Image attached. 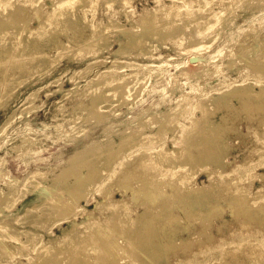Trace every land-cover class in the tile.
<instances>
[{"label": "rangeland", "instance_id": "1", "mask_svg": "<svg viewBox=\"0 0 264 264\" xmlns=\"http://www.w3.org/2000/svg\"><path fill=\"white\" fill-rule=\"evenodd\" d=\"M2 1H6V0H0L1 4ZM11 1H13L15 4L13 6H10L9 9L3 12L4 14L7 12H17L16 15L27 14L29 18L31 17L30 26H36L38 24V19L36 15L31 12L29 3L24 4V0H11ZM90 1L93 0H87L84 4V7L86 9L87 17L90 18L91 20L90 21L91 24L93 23L95 24L103 23V25L108 24V18L110 17L119 24L128 27L129 29H137L139 27L136 25L132 26L130 24V21H128L125 16L126 13L131 11V8L135 12L140 13L145 8L154 7L155 5L158 4V2L164 4H171L173 2H183V0H97L96 3L92 6L90 5ZM218 1L221 0H204L202 5H200V3H196V4L194 3L193 5L191 2H188L184 4V8H182L180 11L184 15H188L189 11H193L194 15L202 16V13H204L203 11L204 10L203 6H204L205 8H214L216 12H219L220 9H222L223 5H217ZM251 1H246V2L244 0L239 1L238 4L242 9L239 7L235 9L236 11L234 10L233 13L235 14V17L233 16L234 15L233 13L230 14V16H232V18L230 17L231 18V20H229L230 22L228 21L226 22V24H224L221 31V36L216 40V42L215 41L213 42L211 48L208 50L206 49L207 48L206 44L211 41L213 36H211V38L210 37L206 38L205 40L201 41V43L193 44L191 46L184 42L185 35L191 36L192 30L194 29L193 27L194 24L192 23L184 26L185 35H179V37H177L174 40L172 39L170 40L167 38L169 37V35H167L168 33L165 34V36L163 37L159 36L157 38L156 37L150 38L151 45H153V47L156 48V50L154 51V53H152V55L154 56L158 55V57L154 60L166 61L168 62V65L170 64L169 65L170 67L164 66L158 69L157 68L154 69L151 72V79L146 89L141 91L140 94L138 93V95L134 93L135 96L131 95L127 99L122 100L121 104L119 105H115V103L111 101L112 99H114V95H109L110 97L107 98L108 100L110 98L111 99L109 101L107 100L106 102L108 103H104L101 107L104 117L106 115L107 117L105 118V120H103L104 117L101 118L100 120L101 122L98 120L97 122L96 119L95 120L93 119V121L90 120V122L87 120H85L87 122H85L84 120L81 121V118L83 119L84 117L87 116L86 111L79 110L77 106H79L80 103H81L80 105L84 107L90 104V102L92 101L91 99L92 97L90 98L91 95L89 93L81 94L77 91H72L73 93L70 92L69 93L70 96L69 94L67 95L68 97L64 96V94H65V90L74 87L76 84L79 90L83 89V87L85 86L97 88L95 83L92 81V79L95 76V74L98 72V70L104 69V67L108 65V63L95 65L93 67L94 69L92 68L89 73L77 74L76 76H74L72 80L70 76L73 74L75 70L83 67L86 63V60L91 59V56L92 55L94 56L95 50L98 49L99 46L101 47V45L98 44V42H94V40L97 37H102L104 35H107L108 36L107 40H109L108 43L111 44V49L119 47V44L117 42L119 39H124V35L121 34L120 32L118 33L114 27L108 29L107 28L105 29V27L101 28L99 30L100 34H98L99 32L97 34H94L91 32L89 27H86L83 31L84 39H82V37L80 38L78 36H73L72 32L70 31L69 32L71 36V40L69 43L70 47L66 50H58L57 49L58 46L54 44V46L53 45L50 47L43 46V48H38L32 52L19 54L16 56L13 55V53L12 54L10 53L7 57L3 58L9 60H4V62L3 61L1 62L2 64L0 63V131L2 126L5 124V122L10 117H12V119L5 126V128L2 129L3 132L2 131L0 132V172L2 174L5 173L4 176L0 173V190L7 191L8 185L12 184L10 180H12L13 183L16 180H18L17 184L24 185V187L28 191V194L26 195L29 194L30 195L26 199H24L26 197L25 196L23 198L24 200L23 199H22L23 201L21 200L22 202L21 201L18 202L19 204L17 203L15 207L13 206L9 211L7 209L4 210L5 215L4 214L0 215V219L3 218L13 226L14 229L13 232H16L14 234L18 237V239L16 240L6 241V250H5L6 253L3 252L4 255L0 259V264H25L27 262V256L29 255L31 256L36 253L33 247L24 243V241H26V235H25L26 230L36 231L38 233V235H36L37 236L36 240L39 244L41 242L48 243V241L51 238H53L54 235L58 236L62 234V229L67 228L69 226L68 220L66 218H64L62 221L50 218L44 222L45 224L44 223L42 224L39 217H41L42 213L45 211L46 209L45 206H41L37 209L31 210L29 213H26L25 209L33 205L34 203L36 204L41 203V200L44 199V196L39 197L38 193L40 192V189L43 187L44 188L48 187V190L49 188L50 190H52L51 195H49L48 197V199L50 200L58 201L60 198L64 196L68 197L67 193L61 190V181H59L60 183L58 182L57 184L54 185H49V184L51 178L59 174L62 169L69 167L72 164L70 163L69 165V159L71 158L72 154L76 151L78 152V154L81 153L82 156L83 155L82 153H84L85 150V154L83 155V157L89 156L86 157L87 158L86 161L88 162L94 159L95 153L97 152L96 154H98V151L96 150H98L100 145L105 146V142L107 141V139H113V141L117 143L119 141V136L121 135L120 134L121 131L128 130L129 132L131 129L136 127L138 125L137 119L139 117L147 120L146 121L147 125L145 127L144 133L147 134L148 140L146 139V143L143 144L144 145L143 147L140 146L138 148H134L132 150L123 152V154L115 162V164L112 165V167L115 169L117 168L119 170L120 168L119 162L121 161V159L126 156H129L133 152H135V155H132V158L135 161L140 159V156H146V153L148 152H143V151L142 153L141 151L137 152V150L141 149V147L147 148L152 151L158 150L162 146V144L164 148L170 150H173L174 148L177 147L180 148L182 147L185 150L183 155H187V153H190L197 156V149L194 148L193 145L194 143H202L204 138H207V136L208 137L211 136L209 130L206 129L208 127V124H216L221 122V118H219L221 116L223 117H232L233 115L237 116L236 119H230L227 122L228 123L227 125L231 127V128L228 127L230 131H222L221 129H219L217 131L219 137L210 138L215 143L213 155H209L207 159H203L199 167H194L193 166L194 164H190L185 161L187 164L190 165H186L187 167L184 169V172H182L181 174H177V173L175 174L178 176L176 177L177 180L169 185L167 183H164L165 191L167 189V191L171 192V190L174 188V185L178 189L183 190L180 194H178L176 193L178 191L177 188H174L171 192V196L169 197L170 201L175 202L173 204H175L176 208L178 207L180 208L181 205L180 201H184L181 200L180 198L183 197V195L188 196L190 192V191L188 192V190H191L193 185H199V184L202 185L203 183L214 182L213 192L216 190V192L221 193V195H225V196H227L228 190L230 189L229 188L227 190L225 184L232 180H233V186L231 187V190L237 189V187L238 188L240 187L244 190H247L248 187L251 188V190H255V189L257 190L258 188H260V186L264 185V164H262L264 163L262 162L264 161V159L260 160L259 155L257 154L258 148L263 146L264 143L263 142L260 143V141H257L256 138L257 131L264 133V119L263 120L260 119V117H264V109H259V110L255 109V111L251 112V115H249V113L247 112L248 117H246V110L240 109L241 104L238 102L237 98L234 95L232 94L230 95L227 92L220 94L222 91H225L226 88L222 86L229 84V82L227 83L228 78L234 79L238 75H240V72L242 73L243 76L245 75L246 77L247 76L251 77L250 74L253 73L252 71L253 68H251L252 67L251 64L241 66V63L237 60L238 57H240L241 55V54L239 55V53L241 52L240 50L241 48L239 49L238 46L240 47V45L243 44L244 47V45L250 43L248 44V46L250 45L251 48H257V46H259V41L256 42V40L260 38L262 41L264 39L263 36L264 35V0H261L260 2H254L253 0ZM39 2H41L42 5H44L43 10L44 9L48 10L52 7L51 4L52 0L51 1L39 0ZM14 7L15 8L18 7V8H16L15 10ZM18 9L19 11L22 9L23 10L22 12L21 11L19 12L17 11ZM80 11H82V9H80L78 5H74L73 13H77ZM169 21L170 20H168L167 22ZM251 26H254V28L257 27L256 29L258 33L254 32L253 35V31L249 28ZM59 27L60 29H62L61 25L55 26L54 24L55 29ZM218 27L219 26L217 25L214 27V29H217ZM11 28L12 27L8 28V32L15 34L14 28L12 29ZM51 28H53V26ZM243 30H247V31L246 33L244 32V34L241 35L243 38L242 39L241 37L238 36V34L240 31ZM57 35L60 39V40L58 39L59 42L60 41L67 42V38L63 32L58 33ZM246 37L247 39H249L250 42L244 39ZM166 38L168 39V41L164 42ZM237 40H244L245 42L243 41L240 43ZM18 41L19 39H16L15 43L17 44ZM246 41H248V43ZM196 46L198 48H196ZM192 47L196 48L197 51L199 50L200 52L198 53L199 55L196 54L197 56L193 57L195 51L192 50L183 53L184 49L187 48L188 50L189 48ZM137 52L138 49L134 50L133 47H128V49L125 52L126 54L123 53L118 54L117 57L120 60H124V59L129 60L130 58H132L135 61H137L139 64L146 63L147 61H153L154 56L153 58H150L151 56H146L143 55L142 53H138L140 55H137ZM43 53L44 54L46 53V56H50V57H56L57 55L58 58L54 62V65L52 64L53 65L52 67L51 64H46V65L42 64V65H36L38 66L37 69L32 70L34 67L32 66L33 64L32 61L38 62V60L44 58L45 55ZM109 54L110 53L108 50H102L101 52L97 53L95 56H100L104 58L106 57L107 58L106 62H109L112 58H114L113 55L111 56ZM40 55H42V57H39ZM255 57L252 58L253 62L255 61V59H257ZM15 61L16 62L24 61V65L26 64L27 67L30 66L31 69L28 71L25 69L23 71L17 72L16 69L14 70V66H12L14 65ZM11 62L13 63L12 65ZM230 63H231L230 65L231 67H228L227 65ZM121 64L124 63L121 62ZM178 67H181L180 69H182V67L186 69L185 72L180 71ZM192 71H200V72L203 71V73L201 72V75L199 77L196 76L195 78H191L189 74ZM11 73L15 74L16 76L14 75L11 78V80L7 81L3 75H7ZM172 76H174L177 79L176 80L178 82L177 86L175 84H171L170 83L171 81L169 82L170 77ZM262 78H264V76ZM23 79H25L26 81ZM196 80L198 81L197 83ZM251 80L250 81L253 82V79ZM7 84L10 86H8ZM256 87L258 86H255V88ZM220 88H223V90L221 91ZM35 90L36 93L34 95L33 104L36 106V108L31 110L24 109L26 106H28L27 103L28 101L25 100L27 95ZM183 90L184 92L187 91L190 93L189 95L192 98V103L201 101V103L204 104V106L209 111L208 116H206L207 118H203V119L201 118L202 110L199 108L191 109L186 107V105L181 106V108L177 111V113H175L174 117H173L174 113L172 114L171 120L169 121V122L172 121L175 122V123L173 122L171 123L172 125H174L173 127L175 129L174 128L167 129L166 131H164V134L162 133L163 135L159 137L158 141L152 142L153 138L155 137L154 133L156 132V130H158L157 124L159 123V121H154V119L164 120L163 112L164 113L169 112L171 106H174L176 102V97H178ZM221 98H224V100L226 99L225 101L228 102L229 105L235 104L237 107L236 111L230 107L228 108L223 107L220 109H216L215 106L217 105V101H220ZM74 107L76 108L74 109ZM111 110L115 111L116 115L111 116L112 115ZM74 117H78V118L75 119ZM146 117H150V118L155 117V118L149 120ZM165 120L164 123L166 122L167 124L168 122L167 120L166 121ZM155 122L157 124H155ZM105 125H107L109 128L107 134L103 133V128ZM192 126H196L200 130L199 135L191 136L190 138L187 137L186 135H183L184 131L186 130L185 128L187 127L191 128ZM232 127L235 128V130H233ZM82 129L84 131L83 133L80 132V130ZM25 136L32 137L35 143L31 146H27L25 142H23L22 140L23 137ZM250 140L256 142L257 145L255 147L251 146L252 148H250L249 146L251 145V143H248V141ZM16 146H19V148L15 149L14 147ZM88 148H91L92 150L91 149L88 150ZM93 148H94V152H93ZM216 150L218 151L217 155H216ZM223 152L225 153L223 154ZM86 153L91 154L92 156L88 154L86 155ZM154 153L155 155H157L156 152ZM154 153L153 152L148 153L150 154L147 155L149 156V159H152L153 156H155ZM223 156H225V159L222 160ZM182 160L183 157H181V161ZM235 160L241 161L242 163L246 162L249 164V165L246 164L249 170L252 171L250 172L249 176L244 175L249 170L237 169L238 167H236L235 163L234 164L229 163ZM86 161L84 163H86ZM251 164L254 165L258 164V166L256 168L251 167L252 166ZM81 166H84L83 163L81 164ZM155 166L154 164H148L146 166H143L146 168L141 167L142 170L146 169V172H148V170L150 172L154 168L153 172H150L151 174L146 172L144 173L142 170L141 171L146 175L150 174L152 176L153 175L157 176L158 174H162L163 172L162 173L156 172V168H158L159 166L158 165H157L158 167ZM81 169L82 172L86 171L85 167L84 168L82 167ZM195 169H198V174L195 177H191V173H193ZM36 171H41L42 173L30 174ZM134 172L136 174L133 173L135 176L133 175L132 179L133 177H135L136 179L137 174L140 175V170ZM225 172H228V174H226ZM27 173L28 175L25 178H23ZM102 173L104 175L106 172L103 171ZM119 173L121 174L122 172L120 171ZM119 173L111 174V172H108L103 177V180L110 181V183H112L113 180L116 182L118 180V177L120 178L122 176ZM166 173L168 174V172ZM260 175H262L263 179L260 178L261 177ZM21 178L23 179L20 180ZM135 179L133 180V182L135 181ZM72 180H74V177L73 175H70L67 181L71 182ZM133 182H132V186L135 189L141 188L142 185H139L140 184L139 182L135 181L134 184L136 185H134ZM138 185L139 187H137ZM167 185L169 187H172V189L169 188ZM221 185L222 186L225 185V186H223L222 188ZM112 186L110 187L111 188L110 192H112L113 198L114 197L121 198L122 197L121 192L118 190V187L115 185L114 187ZM94 188L95 186H91L92 191ZM222 189L224 190L222 191ZM242 192L243 193L240 192V194H238L239 197L241 195L240 198H243L244 200L246 197L250 198L248 194L246 195L244 191ZM94 197L97 200H101L99 196L93 193L89 198L90 199L89 202L85 203L84 201H80L79 205H82L83 207L88 209H95L96 203ZM219 200H220L219 201L220 205H223L226 208L229 207L228 203L225 202L226 200L224 196ZM249 203L252 206L257 205L252 203L250 199H247L246 203L244 202V205L250 206ZM258 204L264 205V201ZM136 210L141 211L142 209L140 207H137ZM109 213L110 212L108 210L100 214L97 213L98 219L104 220V217L107 216ZM230 214H231L230 210L227 209L226 213H224L223 215L226 219H229L231 222L230 223L231 226L228 225V227L227 226L225 228L223 227V232L227 235V240H229L228 241L229 244L225 243L224 246H219L217 244L219 242L214 243L213 246L218 245L219 247L218 246L214 247L215 248L213 250L214 252H212L211 256H209L207 259L201 258L199 264H204L206 262L207 264H222V263L226 264L225 261H227L228 264H254L257 261L259 262V264H263L264 256L262 254L258 256H252L251 258L258 257L257 261H253L249 259L250 257L245 256V254H243L244 252H242V250H248L249 248H253L255 249V251H259L261 249L262 245L259 241H257V238L264 237L263 226L257 225L260 223H258V221H256L255 219L254 221L253 219H251L252 223H248L244 225L240 221L237 222L238 220L234 221V219L230 217L231 216ZM243 214L244 213L240 215L241 221L244 218L242 217ZM250 214L251 213H247V215ZM17 215H24V216L17 223L14 221L12 222L13 217ZM188 218L187 217L184 218L185 224L191 225L192 223V226L196 228L198 227L197 229L204 227V224H201L200 221L195 219L191 220L190 218L189 219ZM249 218L250 217H246V219ZM75 220H80V216H77ZM103 222L104 221L101 222V225L104 227L105 224H103ZM212 222H210L212 223L210 224L212 227H208L209 229L206 227L207 228L206 230H212L214 234L217 236L218 233L215 231L216 228L214 226L216 224H219L221 221L220 219H214ZM58 224L59 227H57ZM252 224L254 226H251ZM239 225H241V227L244 225L246 226V229L247 227L248 229L246 230L245 227L240 228ZM257 226L259 227L257 228ZM258 229L260 231H258ZM243 230H246L247 232ZM163 231L164 229H161L159 230V233ZM190 231L191 229L189 230V232ZM99 232H101V234L103 233L105 234L107 232V234L103 236L99 234V237L102 238L101 244L103 245V246L100 245L99 248L103 247L101 249L103 250L107 249L111 247L110 242H112V245L118 247V249L115 247L114 248L116 250H119V251L115 250V253L122 255L120 264H127L130 263V261L132 262V264H137L138 262L139 264L144 262L153 264L154 261L151 260V256L146 255V252L142 250L143 244L134 242V243H130L128 247H125L123 243V239H124L123 235L118 233L112 234V232L103 229L102 230L99 229ZM251 232L253 233V235ZM198 234H199V238H201L202 235L200 233ZM7 235H8L7 231H4V229L0 228L1 238L6 239ZM175 235H178V233H175ZM104 236L106 239L104 238ZM235 237L238 239L244 237L246 239L242 242H238V243L236 242L237 244L232 243V240H234ZM108 238H109V242H108ZM196 238L198 237L196 236ZM105 240L107 242L104 243ZM139 241L141 242V238ZM48 245L50 244H47V246ZM13 246L16 247L17 252L13 250H9V248H12ZM162 246L161 247L163 249L166 248L165 245ZM144 247H146V245ZM208 247L210 249V246ZM21 249L24 250L25 252L23 251L19 253V251H22ZM66 253L69 255L70 251ZM137 255L138 256L140 255L139 259L141 261L138 259ZM141 255H143L144 257L143 259ZM166 256H169L168 260L170 259L173 260L176 258V256H173L172 252L166 254ZM48 263L59 264L60 262L51 260L43 264H48Z\"/></svg>", "mask_w": 264, "mask_h": 264}, {"label": "bare ground", "instance_id": "2", "mask_svg": "<svg viewBox=\"0 0 264 264\" xmlns=\"http://www.w3.org/2000/svg\"><path fill=\"white\" fill-rule=\"evenodd\" d=\"M86 1L87 0H52L51 2L52 7L48 10L45 9L43 10L44 5H42L41 2H39V0H24V4L27 3L30 4L31 12L35 14L38 19V24L36 26H30L31 17L29 18L27 14L16 15L17 12H7L5 14L3 13L7 9H9L10 6H13L15 4L13 1L11 0L2 1V4L0 2V63L2 61L4 62V60H9L3 58L7 57L10 53L11 54L13 53V55L16 56L19 54L32 52L38 48H43V46L50 47L52 45L54 46L55 44L56 46H58L57 48L58 50H66L70 47L69 45L71 40V36L69 34L70 31L72 32L73 36H78L80 38L82 37V39H84L83 31L86 27H89L91 32L94 34H97L98 32H99L98 34H100L99 30L101 28L105 27V29L106 28L108 29L114 27L118 33L120 32L121 34L124 35V39H119V40L117 39L118 40L117 43L119 44V47L111 49V44L108 43L109 40H107L108 39L107 35H104L102 37H97L94 40V42H98V44H100L101 47L99 46L98 49L95 50L94 56L92 55L91 59H87L83 67L75 70L73 74L70 76L72 80L74 76H76L77 74L89 73L95 65L108 63V65H106L104 69L98 70V72L95 74V76L92 79V81L95 83L97 88L85 86L83 87V89L79 90L77 88L78 87L77 84L75 83L76 85L74 87L65 90L64 96H67L72 91H77L81 94L89 93L91 95L90 98L92 97L91 98L92 101L88 106L87 105L86 107L81 106L80 105L81 103L79 104V106H77L79 110L86 111L87 116L84 117L83 119L81 118V121L87 120L89 122L90 120L93 121V119L94 120L96 119V121L97 120L100 121L101 118L104 117L101 107L104 103H108L106 101L108 100L107 97H110L109 95H114V99H112L111 101L114 102L115 105H119L121 104L122 100L127 99L131 95L135 96L134 93L138 95V93L140 94L141 91L146 89L151 79V72L154 69L156 68L158 69L164 66L170 67L169 66L170 64L168 65V62L166 61L154 60L158 57V55L157 56L152 55V53H154L156 48H154L153 45H151L150 38H155V37L157 38L159 36L163 37L165 36V34L168 33L167 35H169V37L167 38L170 40L171 39L174 40L177 37H179V35H185L184 26L192 23L194 24L193 25L194 29L192 30L191 36L185 35L184 42L191 46L193 44L201 43V41L205 40L206 38L208 37L211 38V36H213L211 41L206 44L207 47L206 49L208 50L211 48L213 42L214 41L216 42V40L221 36V31L224 24H226V22L231 20L232 16H230V14H232L235 9L240 7L238 4L240 0H228V1L221 0L218 1L217 3V5H223L222 9H220L219 12H216L214 8H205L203 6L204 13H202V16H197L194 15L193 11H189L188 15H184L183 13H181L180 10L184 8L185 3L191 2L193 5L194 3L195 4L200 3V5H202L204 0H183V2H173L171 4H164L158 2V4L155 5L154 7L145 8L140 13L135 12L131 8V11L126 13L125 16L127 20L130 21V24L132 26L136 25L139 27L137 29H129L128 27H125L122 24H119L115 20L111 19L110 17L108 18V24L105 25H103V23L91 24L90 22L91 20L90 18L87 17L86 9L84 7ZM96 1L97 0L90 1V5L93 6L96 3ZM244 1L246 2L251 0H244ZM253 1L260 2L261 0H253ZM74 5H78L80 9H82V11L73 13ZM22 10L20 11L22 12ZM17 11H19V9ZM233 16L235 17V14ZM166 20L167 21L170 20V21L167 22ZM54 24L55 26L61 25L62 29H60V27L55 29ZM217 25L219 27L217 29H214V27ZM52 26L53 28H51ZM10 27L14 28L15 34L8 32V28ZM249 28L253 31V35L254 32L258 33L256 29L257 27L254 28V26H251ZM246 31L247 30L240 31L238 36L242 38L241 35H243L244 32L246 33ZM62 32L65 34L67 38V42H62V41L59 42L60 39L57 34ZM167 38L165 40L163 39L164 42L168 41ZM16 39H19L17 44L15 43ZM244 39L249 41L247 37ZM263 40L261 41L260 38L256 40V42L259 41V46H257V48H251L250 45L248 46V44H250L248 43V41H246L248 44L244 45V47L243 44H241L240 47L238 46L239 49L241 48L240 49L241 52L239 51L240 52L239 55L241 54L242 56L240 55V57H238L237 60L241 63V66L242 65L245 66L248 64L252 65L251 68H253L252 70L253 73L250 74L251 77L248 76L246 77L245 75L243 76L242 73L240 72V75H238L236 78L227 79V83L229 82V84L222 86V87H226L225 91H222L223 88H220L222 91L220 94L227 92L230 95L232 94L237 98L238 102L241 104L240 109L246 110V117H248L247 112L249 113V115H251V112L255 111V109L257 110L264 109V78H262L264 76V41ZM237 41L241 43L244 40H237ZM128 47H133L134 50L138 49L137 55H140L138 53H142L143 55L151 56L150 58H153L154 56L153 61H147L146 63L139 64L137 61H135L132 58H130L129 60L118 59L117 55L122 53L126 54L125 52L128 49ZM196 48L198 47L196 46ZM196 48L193 47L189 48L190 50L189 49L187 50L186 48L183 50L184 51L183 53L192 50L195 51L193 57H196L197 55H199L198 53H200L199 50L197 51ZM102 50H108L110 53L109 55L111 56L113 55L114 58H112L109 62H106L107 61L106 57L104 58L100 56H95L97 53L101 52ZM44 55L45 57L38 60V62L32 61L33 62L32 66H34L32 70L37 69L38 66L36 65H42V64L45 65L51 64L52 67L54 65V62L58 58L57 55L56 57L46 56V53ZM39 57H42V55H40ZM254 57L257 59H255V61L253 62L252 58ZM121 62H123L124 64H121ZM12 64L13 63L11 62V65ZM230 65L231 63L228 64L227 66L231 67ZM12 66H14V70L16 69L17 72L23 71L25 69L28 71L31 69L30 66L27 67L26 64L24 65V61L22 62L15 61L14 65ZM178 68L180 69L181 67ZM183 69L184 68L182 67L180 71L185 72L186 69L184 70ZM14 75L15 74L11 73L3 76L7 81H9ZM200 75H201L200 71H192L189 74L191 78H195L196 76L199 77ZM250 78L253 79V82H251L252 80ZM176 80L177 79L174 76H172L170 77L169 82L171 81L170 82L171 84H175L177 86L178 82ZM255 86H258L257 90L255 89ZM35 93L36 90L30 92L27 95L25 100L28 101L27 102L28 106H26L24 109L31 110L36 108V106L33 104ZM189 94H190L189 92L187 91L184 92L183 90L181 94L178 97H176V102L174 106H171L169 112L166 113L163 112V116H164L163 118L164 120L165 119L167 120L168 122L167 124L166 122L164 123V120H157V119L155 120L154 119L155 117H152L154 121H159L158 124L155 122V124H157L158 130H156V132L154 133L155 137L153 138L152 142L158 141L159 137L163 135L164 131H166L167 129L174 128L173 127L174 125L171 124L173 121L172 122L169 121L171 120L172 114L174 113L173 115L174 117L175 113H177V111L181 108V106L186 105V107L191 109L199 108L202 110V117L208 116L209 111L204 106V104L201 103V101L192 103V98ZM225 100L224 98H221L220 101H217V105H220L222 103L221 108L230 107L236 111L237 109L236 105L235 104L229 105V103L226 102ZM75 108L76 107H74V109ZM114 115H116V112L112 111L111 116ZM106 117L107 115L103 118V120H105ZM232 117H237V116L233 115ZM74 118L76 119L78 117H74ZM146 118L149 120L152 119L150 117H146ZM11 119L12 117H10L5 122V124L1 128V131L11 121ZM137 120H138V125L136 127L131 129L129 132L128 130L127 131L124 130L121 131L120 133L121 135L118 134L120 136H119V141L117 143L114 142L113 139H107V141L105 142V146L100 145L98 150H96L98 151V154H96L97 153L96 152L95 158L92 157L94 159L91 158L92 160L87 162L86 157L89 156L83 157V155L85 154V150L84 153H82L83 154L82 156L81 153L78 154V152L76 151L72 154L71 158L69 159V165L70 163L72 164L69 167L62 169L59 174L51 178L49 184V185H54L57 184L59 181H61V190L67 193L68 197L64 196L60 198L58 201H53L48 199L49 195H51L52 193V190H50V188L49 190L48 187L47 188L43 187L40 189L38 196L39 197L44 196V199L41 200V203L39 204L34 203L33 205L27 207L25 209L26 213H29L31 210L37 209L41 206H45L46 208L45 211L42 213L41 217H39L42 224L50 218L57 219L59 221H62L64 218H66L68 220L69 226L67 228L62 229L61 235L58 236L54 235L53 238H51L48 241V243L41 242L40 244L36 240L37 237L36 235H38V233L36 231L26 230L25 231L26 241H24V243L33 247L36 253L34 255L27 256V262L25 264H43L51 260L59 261L60 262L59 264H70V263L71 264L73 263L74 264H120L122 255L115 253L116 250L115 248L118 249V247L112 245V242H110L111 247H109L108 245L109 248L107 249L103 250L101 249L103 247L99 248L100 245L103 246L101 244L102 238L99 237V234L101 236L107 234V232L105 234L104 233L101 234V232H99V229L108 230L112 232V234L118 233L123 235L124 237L123 243L125 247H128L130 243H134V242L143 244V247L146 245V247L144 248L142 247V250L146 252V255L151 256V260L154 261L153 264H199L201 258L207 259L209 256H211L212 252H214L213 251L215 249L214 247H217L218 245L224 246L225 243L229 244L228 243L229 240H227V235L223 232V227L224 228L226 226L228 227V225H230L231 223L229 219H226L223 216L224 213H226L227 209L230 210L231 213L230 217H232L234 221L238 220L237 222L240 221L242 222V224L246 225L248 223H252L251 219H253V221L255 219L256 221H258V223H260L257 225L263 226L264 228V205L258 204L264 201V185L260 186V188H258L257 190L256 189L251 190V188L249 187L247 190H244L240 187L231 190V187L233 186V180H232L225 184L227 190L230 188L228 190L227 196H225V195H221V193L216 192V190L213 192L214 182H211L210 180L211 183H203L202 185H193L191 190H188V192L190 191L188 196L183 195V197L180 198L181 200H184V201H180L181 202L180 208L179 207L176 208L175 204H173L175 202L170 201L169 197L171 196L172 190L177 187H175L174 185V188L172 189V187L168 186L173 182L172 180L174 179V177L169 178L167 174L162 173V171H161L162 174L157 176L154 175L152 176L150 175L151 174L150 172H153L154 168L150 172L149 170L148 172H146V169H144L145 170L144 171L142 170V168H146L143 166H146L148 164H154V166L158 165L160 168H162V170H164L165 167H167V169L170 170L171 167L175 166L176 164L178 165V163L193 164L194 163L193 156L190 153L189 154L187 153V155H183L185 151L178 152L176 150L174 151V153H171L169 150H166L162 146L158 150H154V151L149 150L147 148H142L144 146L143 144L146 143V139H147V134L144 133L145 127L147 125L146 123L147 120L140 117ZM212 127H215L217 130L219 129H222L223 131L225 130V126H223L222 124H217ZM108 129H109L108 126L105 125L103 128V133L107 134ZM80 132L83 133L84 132L83 129L80 130ZM22 140L23 142H25L27 146H31L35 143L34 139L29 136L23 137ZM140 146L142 147L141 149L137 150V152L138 151H141V153L142 151L148 153L156 152L157 155H155L154 153L155 156H153L152 159H149V156L147 155L150 154L146 153V156H140V159L137 158L138 160L135 161L132 158V155H135V152H133L129 156L122 158L121 161L119 162L120 164L119 170L123 174L122 173L120 174L119 173L120 171L117 168L115 169L112 167V165L115 164V162L120 158L123 152L132 150L134 148H138ZM14 148L18 149L19 146H16ZM94 148H93V152H94ZM89 149L91 148H88V150ZM217 152L218 151L216 150V155ZM213 153L214 150L204 149L201 151L200 154L202 155V157H208ZM224 153L225 152H223V154ZM87 154L88 153H86V155ZM88 155L92 156L91 154ZM181 157H183L182 161H181ZM223 159H225V156H223L222 160ZM85 161L86 163H84ZM82 163L84 166H81ZM229 163L236 164L237 162L233 161ZM244 165L245 164H236V167L242 169L245 168ZM162 166H164V169ZM82 167L86 168L85 172L81 171ZM160 168L158 170H160ZM139 170H140V175L137 174L136 176L137 178L135 179V177H133L132 179V176L134 175L133 173H135L134 171H139ZM141 170L144 173L146 172L150 174L146 175ZM247 170H249L248 167ZM103 171L106 172L104 175L102 173ZM108 172H111V174L119 173L122 176L120 178L117 176L118 180L116 182L113 180L114 182L112 181V183H110V181L103 180V177ZM250 172L252 171L250 170L247 171L246 175L248 174L249 176ZM39 173L42 172L36 171L30 174H39ZM2 175L4 176L5 173H3ZM70 175H73L74 180L68 182L67 179L69 178ZM260 176L259 177L263 179L262 175ZM134 179L135 181L140 183L139 185H142L140 189H135L132 186V182ZM10 181L12 182V184L8 185L7 191L0 190V215L4 214V210L7 209L9 211L13 206L15 207V205L18 202H20L26 196V194H28V191L24 187V185L17 184L18 180H16L14 183L12 180ZM135 181L133 182V184L135 183ZM164 183H167L168 184L167 186L172 189L171 192L167 191V189L165 191ZM114 185L117 186L118 190L121 192V196H122L121 198H115V197L113 198L112 192H110L111 189L110 187L111 186L114 187ZM139 185L137 187H139ZM91 186H95L93 191L91 189ZM224 189H222V191ZM177 190L178 191L176 193L178 194H180L183 191L182 189L180 190L178 188ZM242 191H244L246 195L248 194L250 198H247L246 196H245L246 197L245 200L243 198H240L241 195L239 197L238 194H240V192L243 193ZM93 193L101 198V200H97L94 197L96 203L95 209H88L83 207L82 205H79L80 201H84L85 203L89 202L90 200L89 198ZM223 196L225 197L226 200L225 202H227L229 205V207L227 208L219 204L220 201L219 199L223 198ZM247 199H250L252 203L257 205L252 206L250 203L249 204L252 207L244 205V202L246 203ZM137 207H140L142 210L137 211L136 210ZM107 210L110 213L104 217V220L98 219L97 213L100 214ZM242 213H244L242 217H244L245 220L243 218V220L241 221L240 215ZM247 213H251V214L247 215ZM183 215L187 218L189 217L191 220L195 219L200 221L201 224H204V227L201 226L202 228L197 229L198 227L196 228L192 226V223L191 225L185 224ZM23 216L24 215L14 216L12 222L14 221L17 223L20 219L23 218ZM77 216H80V220H75ZM246 217H250V218L246 219ZM214 219H220L221 221L219 224H216L214 226L216 228L215 231L218 233L217 236L214 234L212 230H206L208 227H212L210 224L214 223L212 222ZM100 221L101 222L104 221L103 222V224H105L104 227L101 225ZM241 225H239L240 228L245 227L246 229V226L243 225L241 227ZM251 226L254 225L252 224ZM57 227H59V224L57 225ZM258 227L259 226H257V228ZM0 228L4 229V231H7L8 233L6 239H2L0 236V259H1L4 255L3 252H5L6 250V241H13L18 239V237L14 234L16 232H13L14 231L13 226L3 218L0 219ZM161 229H164V231L159 233V230ZM190 229H191L190 231L191 233L189 232ZM258 231L260 230L258 229ZM175 233H178V235H175ZM198 233L202 235V237L200 235L201 238H199ZM196 236L198 238H196ZM140 238H141V242L139 241ZM245 239L246 238L244 237L240 239L235 237L234 240H232V243L242 242ZM257 241H259L262 245L259 251H255V249L253 248H249L248 250H242V252H244L243 254H245V256L250 257L249 259L253 261H257L258 257L251 258L252 256H258L261 254L264 256V237L263 238L258 237ZM105 242L107 241L105 240L104 243ZM108 242H109V238H108ZM214 243H217L218 245L213 246ZM47 244L50 245L47 246ZM162 245H165L166 248L163 249L162 247L164 246ZM208 246H210V249ZM9 250L16 251V247L13 246L12 248H9ZM23 251L24 250L19 251V253ZM68 251H70L69 255L66 253ZM170 252H172L173 256H176L175 259L168 260L169 256H166V254ZM178 252L181 254H179ZM139 256L137 255L138 259L140 258ZM141 256L143 259L144 258L143 255ZM167 260L169 261V263ZM225 263L228 264L227 261H225ZM127 264H132V262L130 261V263ZM137 264H139V262ZM141 264H149V263L144 262ZM204 264H207V262ZM254 264H259V262L257 261Z\"/></svg>", "mask_w": 264, "mask_h": 264}, {"label": "crops", "instance_id": "3", "mask_svg": "<svg viewBox=\"0 0 264 264\" xmlns=\"http://www.w3.org/2000/svg\"><path fill=\"white\" fill-rule=\"evenodd\" d=\"M202 73H203V71H201ZM198 81L196 80V83H197ZM256 90L258 89V87H256L255 88ZM218 106H220V107H218ZM215 108L216 109H220L221 108V104L220 105H216L215 106ZM202 119L203 118H207V117H201ZM219 118H221V122H219V123H216V124H208V127L206 128V129H208L209 130V133L211 134V136L210 137H208L207 136V138H204L203 139V142L202 143H194V148H196L197 149V156L196 155H193V154H191L192 156H193V161H194V167H199V165H201V163H202V161H203V159H207V157H202V155L200 154L201 153V151L202 150H204V149H211V150H214V145H215V143L210 139V138H217V137H219V134L217 133V129L215 128V127H212V126H214V125H217V124H222L223 126H225V130L224 131H230V129L229 128H231V127H229V125H227L228 123V121L230 120V119H236V117H219ZM260 119H264V117H260ZM229 127V128H228ZM215 128V129H214ZM186 129V130H185ZM184 130V134L183 135H186L187 137H191V136H196V135H199V133H200V130L196 127V126H192L191 128H189V127H187V128H185ZM232 129L233 130H235V128H233L232 127ZM222 130V129H221ZM223 131V130H222ZM221 131V132H222ZM215 133V134H214ZM242 134H245V133H242ZM258 134V135H257ZM257 136H259V137H257ZM256 138H257V141H260V143L261 142H263L264 143V133H262V132H256ZM248 143H251V145L249 146L250 148H252V147H255L257 144H256V142H253V141H248ZM247 143V144H248ZM192 145V144H191ZM190 145V146H191ZM252 146V147H251ZM162 147H163V144H162ZM164 148V147H163ZM166 150H169L171 153H174V151H178V152H183V151H185L182 147L180 148V147H177V148H174L173 150H170V149H167V148H165ZM256 153V152H255ZM189 154V153H188ZM257 154L259 155V158H260V160H263L264 159V145L263 146H261V147H259L258 148V150H257ZM211 155H213V154H211ZM194 156H196V157H194ZM237 163L236 164H245L244 166H245V168H242V169H247V167H246V164L247 165H249L248 163H246V162H244V163H242L241 161H237V160H235ZM262 162H264V161H262ZM190 164H192V163H190ZM190 164H179L178 163V165L176 164L175 166H173V167H171L170 168V170L169 169H167V167H165V169H164V166H162L163 167V169L164 170H162V168H160V170H158L159 168H157L156 169V172H158V173H160L161 171L163 172V173H165V174H167L166 173V171H169L168 172V174H167V176L170 178V177H174V179L172 180L173 182L174 181H176L177 180V178L176 177H178L177 175H175L176 173L177 174H181L182 172H184V169L187 167L186 165H190ZM223 164V163H222ZM262 164H264V163H262ZM181 165H183V166H181ZM252 166L251 167H257L258 166V164H251ZM179 168H178V167ZM219 166V165H218ZM223 166V165H222ZM260 166V165H259ZM173 168V169H172ZM190 168V167H189ZM178 169V170H177ZM237 169H240V168H237ZM226 174H228V172H225ZM198 174V169H195V171L193 172V173H191V177H195L196 175ZM28 175V173L23 177V178H25L26 176ZM158 175H160V174H158ZM244 175H246V173L244 174ZM247 176H248V174H247ZM23 178H21V179H23ZM176 178V179H175ZM170 181H171V179H170ZM179 182V181H178ZM200 185V184H199ZM263 186V185H262ZM232 190H234V189H232ZM30 195V194H29ZM29 195H26V197L24 198V199H26ZM23 199V200H24ZM22 200V201H23ZM21 201V202H22ZM19 204V203H18ZM18 206V205H17ZM223 206V205H222ZM225 207V206H224ZM183 217L185 218V216L183 215Z\"/></svg>", "mask_w": 264, "mask_h": 264}]
</instances>
